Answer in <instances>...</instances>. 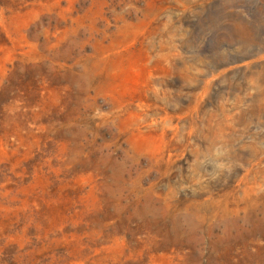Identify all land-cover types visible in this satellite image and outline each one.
<instances>
[{
	"label": "rangeland",
	"instance_id": "1",
	"mask_svg": "<svg viewBox=\"0 0 264 264\" xmlns=\"http://www.w3.org/2000/svg\"><path fill=\"white\" fill-rule=\"evenodd\" d=\"M0 264H264V0H0Z\"/></svg>",
	"mask_w": 264,
	"mask_h": 264
}]
</instances>
